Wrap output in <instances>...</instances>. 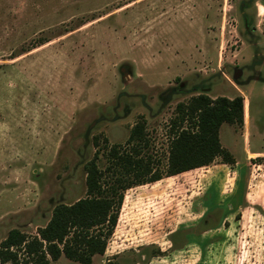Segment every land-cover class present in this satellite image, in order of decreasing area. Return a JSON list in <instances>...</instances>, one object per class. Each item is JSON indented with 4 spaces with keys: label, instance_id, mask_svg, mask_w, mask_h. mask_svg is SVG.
Here are the masks:
<instances>
[{
    "label": "rangeland",
    "instance_id": "obj_1",
    "mask_svg": "<svg viewBox=\"0 0 264 264\" xmlns=\"http://www.w3.org/2000/svg\"><path fill=\"white\" fill-rule=\"evenodd\" d=\"M264 0H0V180L28 235L84 198L85 166L145 121L160 170L192 96H241L234 157L124 193L92 264H264ZM98 142V148L94 142ZM1 184V181H0ZM23 208V209H22ZM32 210V211H31ZM4 235L0 236L2 239ZM50 264H79L60 256Z\"/></svg>",
    "mask_w": 264,
    "mask_h": 264
},
{
    "label": "trees",
    "instance_id": "obj_2",
    "mask_svg": "<svg viewBox=\"0 0 264 264\" xmlns=\"http://www.w3.org/2000/svg\"><path fill=\"white\" fill-rule=\"evenodd\" d=\"M244 102L234 98L192 96L178 103L170 120L168 155L164 170L145 153V121L130 129L124 146L114 145L106 154L107 166L98 167V154L85 166V197L72 204L56 205L47 224L30 236L11 230L0 242V264H50L60 256L79 264H92L103 256L117 225L124 193L136 186L154 184L208 167L216 158L234 166L233 155L222 146L223 124L242 126ZM98 148V142H94Z\"/></svg>",
    "mask_w": 264,
    "mask_h": 264
},
{
    "label": "crops",
    "instance_id": "obj_3",
    "mask_svg": "<svg viewBox=\"0 0 264 264\" xmlns=\"http://www.w3.org/2000/svg\"><path fill=\"white\" fill-rule=\"evenodd\" d=\"M258 6L262 9V12H259V15L263 14L264 7L262 5H258ZM227 98L231 99L232 97H227ZM245 102H247V100H244V116L246 114ZM0 181H1V184H0V236L1 235L5 236V237L2 236L3 238L0 239V242H1L2 240H4L6 238L7 234L11 230H18V231L28 235L26 229H27V227H29L31 225V223H30L31 220L30 219L25 220L23 218H20L21 219L20 225H18L14 221L15 219H18V217H20L19 215H23V213H25V210L23 208H22L23 210H14V211L9 209V206H8L9 199L8 198L10 197L11 194H9V192H7V190H6V188L8 187V184L5 182H2V180H0ZM52 210L50 211V213L47 217H45L43 215V210L39 206L33 210V215L35 214L36 219H38V220H41V218L47 219L43 226L36 227L35 232L37 231L38 228H42L47 224V222L49 221V219L51 217Z\"/></svg>",
    "mask_w": 264,
    "mask_h": 264
}]
</instances>
